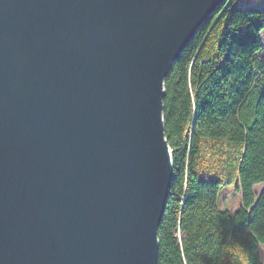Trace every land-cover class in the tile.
<instances>
[{"label": "water", "instance_id": "1", "mask_svg": "<svg viewBox=\"0 0 264 264\" xmlns=\"http://www.w3.org/2000/svg\"><path fill=\"white\" fill-rule=\"evenodd\" d=\"M231 0H0V264H158L164 81Z\"/></svg>", "mask_w": 264, "mask_h": 264}, {"label": "trees", "instance_id": "2", "mask_svg": "<svg viewBox=\"0 0 264 264\" xmlns=\"http://www.w3.org/2000/svg\"><path fill=\"white\" fill-rule=\"evenodd\" d=\"M263 30L264 0H231L165 78L173 177L158 264H264ZM228 186L241 196L234 212L218 205Z\"/></svg>", "mask_w": 264, "mask_h": 264}, {"label": "rangeland", "instance_id": "3", "mask_svg": "<svg viewBox=\"0 0 264 264\" xmlns=\"http://www.w3.org/2000/svg\"><path fill=\"white\" fill-rule=\"evenodd\" d=\"M261 37L264 40V30L261 33ZM263 190V184L258 183L254 186V191L258 195ZM241 202L240 193L236 192L235 188L228 186L222 190L218 198V205L221 209H229L234 212L237 210ZM261 255L264 261V246L261 248Z\"/></svg>", "mask_w": 264, "mask_h": 264}]
</instances>
